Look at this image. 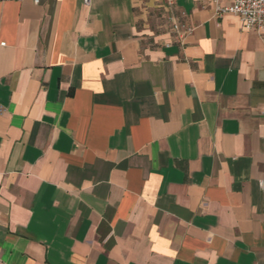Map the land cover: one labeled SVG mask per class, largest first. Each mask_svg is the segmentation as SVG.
<instances>
[{"label":"crops","instance_id":"obj_1","mask_svg":"<svg viewBox=\"0 0 264 264\" xmlns=\"http://www.w3.org/2000/svg\"><path fill=\"white\" fill-rule=\"evenodd\" d=\"M231 3L0 0V264H264V34Z\"/></svg>","mask_w":264,"mask_h":264},{"label":"built area","instance_id":"obj_2","mask_svg":"<svg viewBox=\"0 0 264 264\" xmlns=\"http://www.w3.org/2000/svg\"><path fill=\"white\" fill-rule=\"evenodd\" d=\"M175 1L166 0V4L169 8H172L175 5ZM35 2L38 3L39 0H35ZM85 2L89 3L90 0H85ZM225 12L236 14L245 29L264 34V0H232V3L225 7L217 4V15ZM170 13L169 18L172 30L179 40H183L185 36L193 31V27L179 19L174 11H170ZM183 14L185 13L183 12ZM261 185H264V181L261 182Z\"/></svg>","mask_w":264,"mask_h":264},{"label":"rangeland","instance_id":"obj_3","mask_svg":"<svg viewBox=\"0 0 264 264\" xmlns=\"http://www.w3.org/2000/svg\"><path fill=\"white\" fill-rule=\"evenodd\" d=\"M156 17L159 18V21H161L162 23L166 22L169 25V29L172 28V24L170 21V15L171 13L169 12L168 14L164 13L163 11H156Z\"/></svg>","mask_w":264,"mask_h":264}]
</instances>
